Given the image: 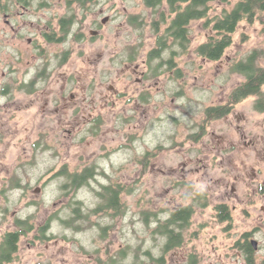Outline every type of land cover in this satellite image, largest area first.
Wrapping results in <instances>:
<instances>
[{
  "label": "rangeland",
  "instance_id": "obj_1",
  "mask_svg": "<svg viewBox=\"0 0 264 264\" xmlns=\"http://www.w3.org/2000/svg\"><path fill=\"white\" fill-rule=\"evenodd\" d=\"M52 1L50 11L42 10L45 19L53 11L61 15L67 0ZM227 1L212 2L210 14L230 8L236 0ZM87 6L86 17L77 3L73 9L87 34L92 21L109 19L88 43L81 46L73 41L75 78L80 79L77 71L83 72L81 78L90 82V98L104 93L116 100L111 85L114 90L127 86L134 91H129L134 95L129 104L120 98L123 103L114 107L110 101L96 131L87 121L74 129L69 124L74 120L66 117L49 119L28 111L17 117L6 111L1 91L7 79V52L0 11V241L5 231L21 230L17 219L29 217L33 225L23 232L14 259L7 264H113L109 255L119 249L125 256L118 264L135 259L137 264H157L146 254H161L165 238L155 229L169 210L185 205H193L195 213L181 231V245L165 254L164 264H248L237 245L247 232L248 239L256 242L253 264H259L264 259V193L259 190L264 186V111L254 109L255 96L207 124L204 110L226 102L232 89L244 81L242 74L230 70L231 65L254 48L264 49V23L242 22L223 57L211 61L195 53L208 31L201 20L193 21L190 45L179 63L185 80L183 96L171 100L159 92L174 86L167 74H161L154 84L160 89L152 90L149 107L136 112L135 91L140 85L121 76V69L128 51L140 52L138 63L146 57L156 42L153 22L167 11V5L154 11L143 0H91ZM35 11L27 21L38 20ZM169 55L165 52L163 59ZM120 108L128 109L122 117L115 114ZM203 125L202 137L196 140ZM94 165L97 179L65 193L64 172L75 174ZM109 185L124 187L119 214L102 209L81 218L74 228L63 225L61 219L71 215L69 202L76 200L83 210H96L101 203L97 191ZM198 192L205 193L203 200ZM218 203L232 208L230 226L218 219ZM49 219L47 238L42 239L38 229Z\"/></svg>",
  "mask_w": 264,
  "mask_h": 264
},
{
  "label": "flooded vegetation",
  "instance_id": "obj_2",
  "mask_svg": "<svg viewBox=\"0 0 264 264\" xmlns=\"http://www.w3.org/2000/svg\"><path fill=\"white\" fill-rule=\"evenodd\" d=\"M90 1L67 0L66 5H62L63 13L61 15L58 16V12L53 11L45 19L42 16V10L50 11L54 7L52 0H38L36 2L34 0H0L7 52L5 67L7 79L2 85L1 92L5 99L3 106L8 113L17 114V117L24 116L23 112L26 111L31 113L32 116L40 114L49 117V119H62L66 117L69 120H74V122L70 121L71 123H69L74 129L82 125L81 121H87L90 129L93 127L94 130H98L103 120H105L110 101L114 107L117 102L123 103V101H119L120 98L124 99V102L128 104L132 101L134 95L131 92L134 91L129 90L127 86L121 90H114L112 85L109 86V89L115 93L116 100L113 95L109 97V95L104 93H99V95L90 98L88 95L90 82L85 83V79L81 78V76L84 77L83 72L77 71V77L80 79L75 78L72 67L74 60L73 41L76 40L81 46L84 42L88 43L89 40L94 39L99 33L101 24L106 23L109 19L108 16H105L100 21L97 19L92 21L89 26L87 25L90 28L88 35L84 31L85 27L78 25L73 9L74 4L77 3L81 6L83 16L86 17V13L90 9V6H87V4H90ZM34 9H36L35 14H39L38 20L36 22H33L31 19L27 21V17L34 15L31 13ZM69 41L70 45H68ZM60 45L64 46V48L59 49ZM155 48L156 42H154L152 48H149L146 57L141 58L140 63L136 61L140 52L136 51V49L128 51L125 57L127 62L123 63L124 68L122 67L121 69V76H124L126 79L133 78L135 84L140 85L139 88L136 86L137 90L135 91L137 93L135 102L137 106L135 107L136 112L137 108H142L144 105L149 107V102L153 98L152 90L155 88L160 89L159 86H154V84L159 83V76L161 74H167L168 81H172L174 86L173 88L163 89L159 92L163 95L166 93V97H170L171 100L176 97L180 98L184 94V74L179 65L181 57L185 54L184 51H182V54H178L177 51H175V54H171L170 52L167 59L169 62H165L167 60L163 59V54L167 51L163 52L161 57L154 58ZM127 110L120 108L115 114L122 117V112L126 111L127 113ZM128 117L130 116L127 115L126 118ZM202 127L197 135H195L196 140L202 137L204 131ZM94 167L96 166H85L79 171H74V173H84L85 176L88 174L87 172L91 173L92 168L93 177L91 179L95 180L98 175L97 168L95 169ZM91 179H89V183ZM259 190L261 193H264V186L260 185ZM204 196L206 195L202 192H198L197 194L199 200H203ZM218 205H226L227 209L217 208ZM185 206H190L191 212L188 220L184 222V226L178 227L180 231L189 223L195 213L193 205ZM180 207L183 206L169 210L165 221H168L173 212ZM215 212L221 222H226L228 226L231 225V207L226 203H218L215 205ZM221 214L222 216L220 217ZM8 231L11 230L5 232ZM20 232L24 231L20 230ZM245 234H243L245 240L242 242L238 241L240 250H243L245 253V261L248 264H253L254 260L249 259L247 250L242 246L245 241H248L252 247L254 246L252 240L248 239L249 233ZM21 235L19 236V241ZM16 252L13 253V256ZM121 254L122 250L119 249V251L109 255L108 261L111 263L117 260L120 261ZM165 254L163 255V264L165 263ZM249 260H251V263ZM259 264H264V259Z\"/></svg>",
  "mask_w": 264,
  "mask_h": 264
},
{
  "label": "trees",
  "instance_id": "obj_3",
  "mask_svg": "<svg viewBox=\"0 0 264 264\" xmlns=\"http://www.w3.org/2000/svg\"><path fill=\"white\" fill-rule=\"evenodd\" d=\"M214 1L217 0H143L144 4L154 11L163 4L167 5V11H161L159 20L153 22L154 32L157 34L154 58L161 57L165 51L175 54L177 49L186 53L190 45L189 26L193 21L201 20L202 27L208 31L205 41L195 48V53L199 57L211 61H218L223 57L226 49L233 42V34L242 22L248 24L255 22L264 23V0H236L230 8H222L219 13L210 14L211 3ZM222 1L228 2L227 0ZM130 22L136 24V18L131 19ZM230 70L242 74L244 81L232 89L226 102L209 106L204 110L206 124L226 116L236 104L250 96L256 97L253 105L254 109L258 112L264 111V91L262 90L264 85V49L254 48L245 57L233 62ZM204 126L202 129H204ZM90 172H87L88 174L85 176L84 173L68 174L64 172L67 181L62 188L65 193L69 192L70 189L75 192L81 186L88 185L89 179L93 177L92 168ZM16 184L18 183L16 182ZM122 188L124 190V187L119 185H109L103 186L101 191H97L101 203L96 210H83L79 201L72 200L68 205L71 208V215L66 219H61L63 225L67 228H74L76 222L81 218L87 219L91 214L102 211V209L106 212L112 209L111 215L113 216L119 214L121 210L119 194ZM218 207L227 209L226 205H218ZM190 212V206L180 207L173 212L168 221H164L155 229L156 233L162 235L165 240L161 245V254L158 257L146 252L151 257L152 262L163 264V255L181 245L183 238L178 227L184 226V222L188 220ZM150 214L152 215L153 213ZM29 219V217L17 219L15 224L21 227L24 233L29 232L33 229ZM147 220L146 218L145 221ZM50 221L51 219L39 228L42 239L47 238L46 232L50 228ZM21 234L23 232L18 230L8 231L2 235L0 241V264L10 262L14 258L13 253L17 250ZM245 235L247 236V234ZM237 245H239V242H237ZM242 246L247 250L249 259H252V245L245 241ZM124 254L125 251L123 250L122 258H124ZM136 257H138V254ZM136 260L130 264H137ZM117 261H114L113 264H118L119 261ZM249 261L251 263V260Z\"/></svg>",
  "mask_w": 264,
  "mask_h": 264
},
{
  "label": "water",
  "instance_id": "obj_4",
  "mask_svg": "<svg viewBox=\"0 0 264 264\" xmlns=\"http://www.w3.org/2000/svg\"><path fill=\"white\" fill-rule=\"evenodd\" d=\"M252 244L255 246L256 242L254 240H252Z\"/></svg>",
  "mask_w": 264,
  "mask_h": 264
}]
</instances>
